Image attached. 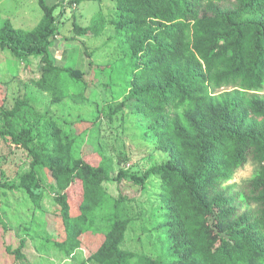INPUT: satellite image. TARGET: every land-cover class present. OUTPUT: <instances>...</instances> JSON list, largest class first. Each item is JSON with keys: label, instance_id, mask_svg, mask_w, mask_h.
<instances>
[{"label": "trees", "instance_id": "trees-1", "mask_svg": "<svg viewBox=\"0 0 264 264\" xmlns=\"http://www.w3.org/2000/svg\"><path fill=\"white\" fill-rule=\"evenodd\" d=\"M85 1L102 0L67 3ZM112 1L109 22L126 94L107 115L125 114L134 102L133 118L166 154L165 161L142 175L119 170L112 176L103 157L98 163L74 159L73 140L63 139L50 115L32 119L27 98L0 111V136L26 149L31 159L23 184L42 167L60 191L55 201L66 226L61 251L71 256L104 217L108 231L90 259L131 264L121 249L129 218H121L104 184L129 179L144 188L158 176L152 229L160 248L139 264H264V97L258 94L264 88V0ZM39 4L44 14L33 29L4 22L0 49L21 60L41 59L38 89L51 103L65 98L83 103L84 72L55 65L49 52L57 34L56 5ZM105 24L99 10L88 27L74 22L73 30L97 37ZM106 88L112 95L110 83ZM247 163L256 167L252 178L238 191L225 186Z\"/></svg>", "mask_w": 264, "mask_h": 264}, {"label": "rangeland", "instance_id": "rangeland-1", "mask_svg": "<svg viewBox=\"0 0 264 264\" xmlns=\"http://www.w3.org/2000/svg\"><path fill=\"white\" fill-rule=\"evenodd\" d=\"M40 1L0 0V28L10 20L15 28L33 29L44 14ZM44 1L48 6L56 5L57 34L49 48L51 58L57 66L84 72L87 100L75 103L65 98L51 103L50 95L38 89L41 59L21 60L8 50L0 49V111L11 109L17 99L27 98L32 119L50 115L63 139L73 140L71 155L74 159L98 163L103 157L112 176L119 170L142 175L153 165L161 164L166 154L157 148L145 126L133 118L134 102L127 105L125 114L112 119L107 115L109 106L116 105L126 94V80L123 82L120 77V68L124 65L120 66L121 55L109 22L114 12L113 1H85L78 6H70L69 0ZM99 10L106 18L103 32L97 37L75 34L73 23L88 27L90 18ZM109 83L113 96L106 88ZM258 94L264 97V88ZM1 124L0 119V127ZM255 169L254 164H245L225 186L240 190L252 178ZM29 172L31 159L26 149L0 136V264H98L89 256L104 241L108 231L105 218L100 217L81 237V247L67 256L61 251L66 226L55 201L60 191L48 170L42 167L34 168L33 179L29 185H24ZM3 184H12V188ZM104 188L119 204L121 218H129L121 249L130 254V263L139 264L140 260L157 255L160 247L152 225L156 220L153 214L158 205L160 178L152 176L144 188L129 179L119 184L107 182Z\"/></svg>", "mask_w": 264, "mask_h": 264}]
</instances>
